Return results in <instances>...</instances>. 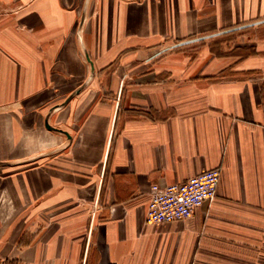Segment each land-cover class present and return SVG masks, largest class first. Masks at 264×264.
<instances>
[{"label":"crops","instance_id":"crops-1","mask_svg":"<svg viewBox=\"0 0 264 264\" xmlns=\"http://www.w3.org/2000/svg\"><path fill=\"white\" fill-rule=\"evenodd\" d=\"M248 27L264 0H0V264H264V35L159 50ZM214 168L210 205L145 223Z\"/></svg>","mask_w":264,"mask_h":264},{"label":"built area","instance_id":"built-area-1","mask_svg":"<svg viewBox=\"0 0 264 264\" xmlns=\"http://www.w3.org/2000/svg\"><path fill=\"white\" fill-rule=\"evenodd\" d=\"M220 178L221 170L214 168L180 183L152 184L145 223L164 225L191 218L195 210L215 200Z\"/></svg>","mask_w":264,"mask_h":264},{"label":"rangeland","instance_id":"rangeland-1","mask_svg":"<svg viewBox=\"0 0 264 264\" xmlns=\"http://www.w3.org/2000/svg\"><path fill=\"white\" fill-rule=\"evenodd\" d=\"M238 29H233L232 31L223 33V34L217 33L214 35L213 38H211V40H198L202 37H195V39H190L186 41L185 43L184 42L183 43L181 42L180 43H165L161 46L159 50L161 51V53H163L162 56H165L177 50L184 49L186 47L190 49L191 51L190 53H195V52L200 51L201 48L205 46L206 43L208 45L212 43L211 44L212 47H215L218 50L219 48H221L223 51L228 52L231 49L236 48L237 46H242V45L250 46L253 44V40L257 39L258 36L264 35L263 33L264 31L263 32L257 31L256 27H248V28H243V29L241 28V30H238ZM258 32L260 33L257 34ZM219 34H221V36H219ZM192 41H194V43H192ZM189 42L192 44H189V46H187ZM196 62H197L196 64L199 63V61H196Z\"/></svg>","mask_w":264,"mask_h":264},{"label":"water","instance_id":"water-1","mask_svg":"<svg viewBox=\"0 0 264 264\" xmlns=\"http://www.w3.org/2000/svg\"><path fill=\"white\" fill-rule=\"evenodd\" d=\"M48 127V125H46Z\"/></svg>","mask_w":264,"mask_h":264}]
</instances>
